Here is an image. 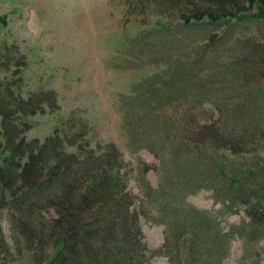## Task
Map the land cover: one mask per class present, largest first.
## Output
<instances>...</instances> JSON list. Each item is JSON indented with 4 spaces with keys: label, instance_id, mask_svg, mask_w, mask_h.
<instances>
[{
    "label": "rangeland",
    "instance_id": "374dc122",
    "mask_svg": "<svg viewBox=\"0 0 264 264\" xmlns=\"http://www.w3.org/2000/svg\"><path fill=\"white\" fill-rule=\"evenodd\" d=\"M252 2L0 0V264H45L54 257L60 245L52 224L59 204L50 200L51 196L38 202L30 195L31 190L46 186L57 174L79 165L90 155L110 151L111 155L118 153L121 172L137 197L134 208L139 213L146 245L144 264H174L176 249L169 252L165 246H170L165 218L176 217V212L182 218L199 217L187 215L178 204L174 205L176 212L161 209V186H168L166 170L151 152L129 151L121 130L120 98L130 94L132 86L145 77L161 72V66L153 64L162 56L156 44L163 45L169 34L177 44L174 52L180 61L190 56H181V41L190 43L192 53L209 32L219 34L227 29L229 35L241 36L246 42L264 41L262 18L254 24L241 22L231 27L223 23L205 27L188 24L201 23L200 18L225 21L239 12H256L255 5L264 0H254V7ZM153 47L152 64H146L141 53L148 54ZM126 62L132 68L125 69ZM213 99L220 110L207 103L206 114L203 105L192 102L189 107L194 111L182 110L173 118L182 116L178 122L169 121L168 140L174 151L177 143L188 144L185 131L193 136L194 132H208V123L220 124L225 134L226 127L237 128L244 119L246 126L245 115L241 117L242 112L236 110L243 104L240 95ZM250 100L245 96V104ZM262 108L263 105L255 116L256 123L261 122L256 126V140L246 142L245 152H211L204 146L183 152L184 156L188 152L199 157V163L195 162V170L201 169L199 177L210 169L217 173L216 166L223 172L218 174L219 179L217 174L208 173L203 189L186 200L195 209L209 211L223 233L231 234L233 226L241 224L246 218L245 208L228 200L217 202L216 192L210 189V177L216 178L215 185L224 191L229 188L247 194L260 187L264 195ZM223 111L230 116H224ZM223 119L226 122L221 123ZM81 201L82 197L78 199ZM65 204L67 208L72 205ZM232 235L229 252L221 264L245 262V242L236 233ZM193 242L185 245L190 247ZM251 248L247 261L264 264V241ZM207 249L196 247L203 254ZM185 252L179 251L180 256ZM177 264L196 263L188 256Z\"/></svg>",
    "mask_w": 264,
    "mask_h": 264
},
{
    "label": "trees",
    "instance_id": "16d2710c",
    "mask_svg": "<svg viewBox=\"0 0 264 264\" xmlns=\"http://www.w3.org/2000/svg\"><path fill=\"white\" fill-rule=\"evenodd\" d=\"M255 9L256 12H239L225 21L200 18L201 23L188 24L205 27L223 23L231 27L232 24L248 22L250 25V22L254 24L264 20V2L255 5ZM253 35H257V32ZM201 38L203 43L198 42L200 46L196 44L192 53L190 43L181 41L178 46L182 51L181 56L190 55L182 61L177 59L179 55L174 52L177 44L173 42L172 34L163 45L156 44V51L159 50L162 56L153 64L161 66V72L145 77L132 86L130 94L120 98L121 130L130 152L147 150L160 160L166 170L168 186H161V209L164 208L166 213L167 210L176 212L174 205L178 204L187 215L199 217L182 218L176 212V217L165 218L163 224L170 244L165 246L169 252L176 249L173 263L191 256L196 264H221L229 252L232 233H236L245 242V262H241L246 264L250 263L247 254H251V245L264 241L262 190L258 187L247 194L244 191L233 192L229 188L224 191L221 186L215 185L218 174H223L220 166H216L217 173L210 169L208 172L202 171L199 177L201 169L195 170L199 157L188 152L184 156L183 152L186 148L197 150L199 146L211 152L221 149L231 153L245 152L246 142L256 140V126L261 122L256 123L255 116L264 106V41L246 42L241 36L229 35L227 29L219 34L209 32ZM154 48L146 50L148 54L141 53L140 57L145 59L146 64H152L150 56ZM124 68H132L130 62H126ZM230 94L243 98V104L237 106L236 110L242 112L241 117L245 115L244 118L248 120L246 126L244 119L237 128L226 127L225 134L220 124L215 126L208 123V132L193 131V136L185 131L188 144L177 143L176 151L171 148L167 127L174 116L182 114V110L187 113L194 111L189 107L192 102L203 105V113L206 114L207 103L214 110H220L213 98H225ZM245 96L251 98L249 104H245ZM223 114L230 116L224 111ZM180 118L182 116L173 121L178 122ZM225 119L221 123L226 122ZM111 154L112 151L90 155L79 165L70 166L66 172L57 174L46 186L31 190L30 195L38 202L51 196L53 199L50 200H56L59 204L52 226L60 247L57 246V253L45 264H144L146 245L142 241L139 213L134 208L137 197L130 191L128 179L121 172L118 153ZM208 173L217 174V179L210 177V189L216 192L217 202L225 203L228 200L233 205H237L234 203L237 202L238 206L245 208L246 218L239 226H233L231 234L223 233L219 222L211 217L209 211L195 209L186 201L207 184ZM80 197L82 201L78 202ZM67 202L72 203L70 208L66 207ZM189 241L194 242L187 247L185 244ZM198 245L206 249L210 245V248L203 254L196 250ZM181 250L186 251L184 256H180Z\"/></svg>",
    "mask_w": 264,
    "mask_h": 264
}]
</instances>
